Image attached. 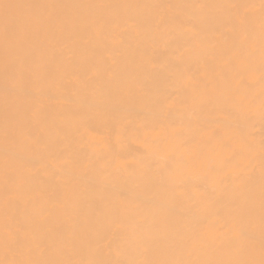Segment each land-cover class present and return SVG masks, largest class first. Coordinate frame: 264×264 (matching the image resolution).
<instances>
[{"label":"bare ground","instance_id":"bare-ground-1","mask_svg":"<svg viewBox=\"0 0 264 264\" xmlns=\"http://www.w3.org/2000/svg\"><path fill=\"white\" fill-rule=\"evenodd\" d=\"M262 242L264 0H0V264Z\"/></svg>","mask_w":264,"mask_h":264},{"label":"snow or ice","instance_id":"snow-or-ice-1","mask_svg":"<svg viewBox=\"0 0 264 264\" xmlns=\"http://www.w3.org/2000/svg\"><path fill=\"white\" fill-rule=\"evenodd\" d=\"M20 264H33V262H20ZM231 264H256L255 261L231 262ZM259 264H264V242H262V259Z\"/></svg>","mask_w":264,"mask_h":264}]
</instances>
